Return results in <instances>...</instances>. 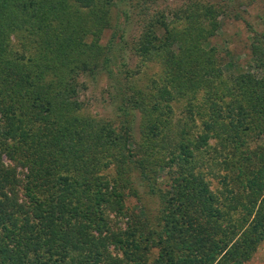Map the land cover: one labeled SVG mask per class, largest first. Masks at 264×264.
<instances>
[{"label":"trees","instance_id":"obj_1","mask_svg":"<svg viewBox=\"0 0 264 264\" xmlns=\"http://www.w3.org/2000/svg\"><path fill=\"white\" fill-rule=\"evenodd\" d=\"M161 1L0 0V264H246L264 244V29L235 15V70L212 43L234 0ZM99 74L118 123L85 113Z\"/></svg>","mask_w":264,"mask_h":264},{"label":"rangeland","instance_id":"obj_2","mask_svg":"<svg viewBox=\"0 0 264 264\" xmlns=\"http://www.w3.org/2000/svg\"><path fill=\"white\" fill-rule=\"evenodd\" d=\"M218 3L221 0H208ZM182 3V0H162L161 7H176ZM238 3L243 5L238 6ZM128 11L126 4L119 5L113 10V17L120 15L119 21H115V26L118 24V36L124 30L126 33V41H130L139 33L136 19L132 12L129 13L130 18L126 20L125 12ZM230 13L222 17V28L218 31L217 36L212 39V43L217 45L222 53H225L227 59L234 63L235 70H247L250 64V43L251 33L247 30L244 22L236 19V14L242 12L245 18L257 29H264V0H234L229 8ZM263 18V20H261ZM114 25V24H113ZM114 29H107L102 37L101 43L106 45L112 40ZM129 48V47H128ZM126 49L123 51L125 62L131 67L135 65L138 60L133 53ZM161 73V66L152 63L143 66L142 72L136 78L141 86L148 84L152 77H157ZM87 84V89L81 93V98L85 104V113L90 114L99 119L109 120L118 123L119 113L116 111L117 102L111 95L109 81L104 74H99L95 79H81ZM138 123L136 122L137 127ZM137 131V129H136ZM142 197V205L150 211H155L156 201L148 196L146 192L140 189ZM137 204V200L130 198L128 205L133 207ZM246 264H264V244L259 248L253 259Z\"/></svg>","mask_w":264,"mask_h":264}]
</instances>
